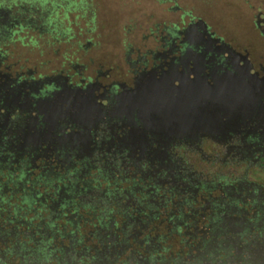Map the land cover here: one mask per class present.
<instances>
[{
  "label": "flooded vegetation",
  "instance_id": "af4514ba",
  "mask_svg": "<svg viewBox=\"0 0 264 264\" xmlns=\"http://www.w3.org/2000/svg\"><path fill=\"white\" fill-rule=\"evenodd\" d=\"M1 7L0 264H264L262 58L189 20L123 62H29L49 11Z\"/></svg>",
  "mask_w": 264,
  "mask_h": 264
},
{
  "label": "rangeland",
  "instance_id": "374dc122",
  "mask_svg": "<svg viewBox=\"0 0 264 264\" xmlns=\"http://www.w3.org/2000/svg\"><path fill=\"white\" fill-rule=\"evenodd\" d=\"M70 2L69 11L64 6ZM56 2L57 7L50 8ZM52 28L20 31L13 47L29 62H123L124 51L140 47L155 25L203 21L232 47L264 60V38L253 17L264 0H46Z\"/></svg>",
  "mask_w": 264,
  "mask_h": 264
},
{
  "label": "trees",
  "instance_id": "16d2710c",
  "mask_svg": "<svg viewBox=\"0 0 264 264\" xmlns=\"http://www.w3.org/2000/svg\"><path fill=\"white\" fill-rule=\"evenodd\" d=\"M17 2H24V3H37V4H39L40 6H41V5L43 6V5L45 4L46 0H0V10L2 9L1 6L5 5V4L10 5V4H16ZM70 5H71V3L68 2V1L66 2L65 5H63L66 11H69V6H70ZM55 7H57L56 2H51V3H50V8H51V9H54ZM2 10H4V9H2ZM39 10H40V11L47 10V7L45 8V7L43 6V7H41V9H39ZM38 17L41 18V15H39ZM50 26H51V28L53 27L52 24H51V22H50Z\"/></svg>",
  "mask_w": 264,
  "mask_h": 264
},
{
  "label": "water",
  "instance_id": "95a60500",
  "mask_svg": "<svg viewBox=\"0 0 264 264\" xmlns=\"http://www.w3.org/2000/svg\"><path fill=\"white\" fill-rule=\"evenodd\" d=\"M256 25H258L257 22H256ZM188 26H199L200 28H203V29L207 28L206 24L203 21L199 20V19L196 20L195 22L189 24ZM228 49H229V47H228Z\"/></svg>",
  "mask_w": 264,
  "mask_h": 264
}]
</instances>
